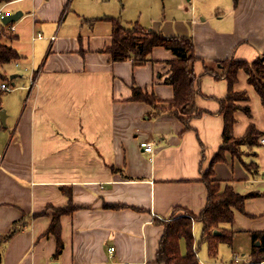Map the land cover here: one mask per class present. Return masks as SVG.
<instances>
[{
	"label": "crops",
	"instance_id": "0c3cea01",
	"mask_svg": "<svg viewBox=\"0 0 264 264\" xmlns=\"http://www.w3.org/2000/svg\"><path fill=\"white\" fill-rule=\"evenodd\" d=\"M13 3L29 5L34 34L28 84L19 85L26 93L14 116L7 110L6 131H0L7 140L0 154V233L15 226L0 264H157L160 220L203 209L208 187L202 176L209 167L222 189L258 192L245 199L244 212L235 210L232 244H218L230 254L222 264H231L235 254L239 264L250 262L252 232L264 231V144L242 146L252 170L229 151L213 161L223 142L220 106L229 86L206 67L220 71L218 61H251L264 51V0H8L0 6ZM84 12L89 19L116 16L127 27L138 21L165 35L192 37L198 78L186 121L170 112L153 114L150 104L131 99L133 86L159 100L173 97L165 82L171 50L156 46L140 63L113 61L105 51L111 22L84 27ZM0 27L12 36L4 42L20 54L17 61L26 58L12 45L19 38L15 28ZM233 89L247 96L237 101L233 135H244L253 124L264 137V106L242 69ZM141 141H151L152 152L143 151ZM69 201L77 207L59 216L63 247L53 258L57 240L47 230L54 207ZM218 254H208V262Z\"/></svg>",
	"mask_w": 264,
	"mask_h": 264
},
{
	"label": "trees",
	"instance_id": "16d2710c",
	"mask_svg": "<svg viewBox=\"0 0 264 264\" xmlns=\"http://www.w3.org/2000/svg\"><path fill=\"white\" fill-rule=\"evenodd\" d=\"M7 1L0 0V4ZM233 2L236 4L237 0H233ZM92 19H105L111 22L112 38L110 45L105 48V51L113 61L132 58L137 63H140L147 59L152 49L156 46L171 50L175 57L167 61L170 64V73L165 82L173 86V97L168 100H159L153 93H144L141 88L133 86L131 99L150 104L153 107V114L170 112L176 114L181 120L186 121L184 115L193 110L196 79L198 78L192 68V63L196 60L192 37L188 35H165L160 30L142 27L138 21H134L130 27H127L116 16L105 15L88 20ZM1 28L0 66L20 58V54L4 42L5 38H12V36ZM218 63L220 71H214L210 67H206V70L211 72L216 78L227 79L229 91L221 101L220 113L223 116V142L217 150L213 161L223 159L224 152L229 151L233 156L241 160L246 169L252 170L254 163L245 162L241 156L242 146L251 147L258 145L261 132L251 124L244 135L240 137L233 135L232 126L235 121V111L240 108L237 101L247 98L246 93L235 91L233 84L237 80L238 71L242 69L247 74L248 83L257 91L264 106V51L251 61L226 59L218 61ZM6 78V74L0 73V80H5ZM3 92L0 89V106ZM243 110L247 114L250 113L247 106L243 107ZM212 173V168L209 167L202 176L208 187V194L206 203L199 213L184 211L182 214L160 220L164 229L156 253L155 262L157 264H201L197 255L200 243H207L208 254L213 258L217 256L219 243L232 244L234 231L229 226L234 221V212L235 210L244 212L245 199L258 195V192L252 191L247 194H240L230 185H225L222 189L218 182L211 180L210 176ZM76 207L71 201L64 207H54L52 220L47 230V234H53L57 240L53 258L59 256L63 247L59 231V216L72 212ZM196 221L202 223L198 241L195 240L193 234V224ZM214 230H218V233H214ZM14 231L15 226L8 232L0 233V262L3 244ZM181 239L185 242V253L180 252ZM252 240L254 242L251 248L252 259L246 264H261L264 257V231H253ZM256 241H259L258 245H255Z\"/></svg>",
	"mask_w": 264,
	"mask_h": 264
},
{
	"label": "rangeland",
	"instance_id": "374dc122",
	"mask_svg": "<svg viewBox=\"0 0 264 264\" xmlns=\"http://www.w3.org/2000/svg\"><path fill=\"white\" fill-rule=\"evenodd\" d=\"M210 0H207V3ZM17 6H21V7H17ZM5 9H9L12 13H14L15 11L21 10L23 12V16H21L19 19L13 21L11 24H13L14 28H15V32L14 33H18L19 34V38L17 40H14L12 42V45L15 48H18L19 51L21 52H27V57L26 58H22L20 61H10L8 63L3 64L2 66H0V73L4 74V72H6V76L7 78L5 80H0L2 82H8L11 85V90H3V94L1 96V106H0V110L4 109L6 112L7 110L10 112V115L14 116L15 114V109L13 108L16 104H17L22 100V94H23V98L24 95L26 93L25 89L19 87L20 84H23L24 86L26 84H28V67L31 68L32 65V52H31V44H33V26H32V19L31 16L28 15L29 11L31 10V8L29 7L28 4H24V3H20L19 4H7L5 6ZM66 8L63 11V15H62V19L61 21H63L64 19V23L66 22V20L69 18V14L67 15V17L65 16L66 13ZM84 27H88L90 29H92L94 27V24L98 23L100 21V19H92V20H88L89 18H86V12H84ZM146 14V13H144ZM65 16V17H64ZM53 25L54 23H51ZM3 27H8V25L6 24H2ZM56 28V27H55ZM2 30H4L5 32L7 30H5L4 28H1ZM105 28L104 27H100V31H104ZM59 35H62L64 33L63 29H60L58 31ZM7 34V33H6ZM8 35V34H7ZM10 36V35H9ZM42 41V40H41ZM41 42H37V44H39ZM29 51V52H28ZM17 63V64H15ZM41 63V60H40ZM39 63V64H40ZM38 64V63H37ZM38 64V65H39ZM37 66V65H36ZM14 74L16 73L18 76L14 77V78H10V74ZM39 73V72H38ZM37 72H35L33 75H31L30 77V84L31 82H33V86H34V82L35 79L38 75ZM21 75V76H20ZM33 78V79H32ZM32 79V81H31ZM12 81H14V84H11ZM1 82V83H2ZM32 86V88H33ZM16 97V99H15ZM14 99L16 100V103L14 102ZM17 101H19L17 103ZM12 112V114H11ZM8 114V112L6 113V115ZM4 126H2L1 120H0V131ZM4 131H6V128L4 129ZM4 132L0 133V154L1 151H4L3 149V145L7 143V140L5 138H3ZM6 142V143H5ZM201 228H202V223L200 221H196L194 224V232L197 235V237L200 235L201 232ZM208 247H207V243L202 242L199 244V248H198V256L200 258L201 261H205L207 264H222L225 261H228L229 259V250L226 247L225 244H220L218 247V259L217 260H212L210 263L209 261V256H208Z\"/></svg>",
	"mask_w": 264,
	"mask_h": 264
},
{
	"label": "built area",
	"instance_id": "2783aa9c",
	"mask_svg": "<svg viewBox=\"0 0 264 264\" xmlns=\"http://www.w3.org/2000/svg\"><path fill=\"white\" fill-rule=\"evenodd\" d=\"M9 12H11V11H9L8 9H5V6H0V26L3 24L2 23V17L4 15L9 14ZM8 29H10L11 31L14 30V26L11 24V22L8 23ZM37 36L41 37V33H38ZM32 79H31V81H32ZM32 84H33V82H31L30 86H32ZM0 88H2L3 90H11V85L8 82H2V83H0ZM260 141H261V143L264 144V137H261ZM140 146L142 147L143 151L152 152V142L151 141H141ZM113 249H114V247H110L109 251L112 252ZM239 260H240L239 256L237 254H235L233 256L231 264H239Z\"/></svg>",
	"mask_w": 264,
	"mask_h": 264
},
{
	"label": "water",
	"instance_id": "95a60500",
	"mask_svg": "<svg viewBox=\"0 0 264 264\" xmlns=\"http://www.w3.org/2000/svg\"><path fill=\"white\" fill-rule=\"evenodd\" d=\"M21 15H22V11H20V10L15 11L14 13L11 12V13L4 15L2 17V23L8 24L10 22H13V21L19 19L21 17ZM13 76L14 75H10V78H13ZM5 118H6V111L4 109H1L0 110V120H1L2 125H5ZM214 233H218V230H214ZM255 244L258 245L259 241H256ZM52 264H56V263L53 262Z\"/></svg>",
	"mask_w": 264,
	"mask_h": 264
}]
</instances>
